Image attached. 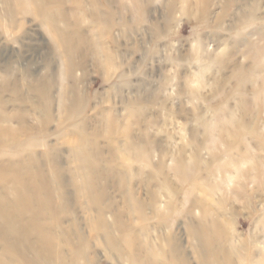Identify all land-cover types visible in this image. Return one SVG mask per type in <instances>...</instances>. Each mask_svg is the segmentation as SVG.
<instances>
[{"label": "rangeland", "instance_id": "obj_1", "mask_svg": "<svg viewBox=\"0 0 264 264\" xmlns=\"http://www.w3.org/2000/svg\"><path fill=\"white\" fill-rule=\"evenodd\" d=\"M61 2L67 24L80 27L79 52L68 55L35 16L6 13L17 26L11 27L13 39L8 40L10 30L1 21L0 77L9 79L15 73L18 79L6 86L2 98L5 111L25 115L32 128L42 115L33 109L37 99L30 88L48 84L50 119L44 121L46 133L35 134L47 141V149L35 151L48 172H53V163L45 159L46 152L57 158L69 196L65 224L73 227V234L79 228L83 238L92 240L95 264L121 262L102 240L93 242L88 213L77 202L73 174L78 163L71 151L81 135L97 158L96 172L110 207L107 221L119 217L140 247L164 248L165 264H203L189 228L207 209L234 237V245L227 246L233 247L232 264H262L264 0H96L105 17L106 10L110 13V30L103 37L94 22L93 0ZM5 7L0 0L3 16ZM196 43L202 46L201 61L194 57ZM217 58L222 64H211ZM242 68L256 76L254 83L242 85L240 99L235 73ZM239 101H251L249 112L240 114ZM69 108L81 110L72 116ZM231 112L240 114L256 135H249L240 147L212 145L216 154L207 145L206 132L213 121H224ZM128 144L149 153L151 167L126 160ZM179 159L197 161L196 183L176 177L173 162ZM154 170L162 173L161 181L174 198L152 178ZM253 176L259 184L252 182ZM245 177L246 188L241 190L237 183ZM52 180L56 182L53 173ZM135 201L143 205V213ZM113 228L120 238L118 226Z\"/></svg>", "mask_w": 264, "mask_h": 264}, {"label": "bare ground", "instance_id": "obj_2", "mask_svg": "<svg viewBox=\"0 0 264 264\" xmlns=\"http://www.w3.org/2000/svg\"><path fill=\"white\" fill-rule=\"evenodd\" d=\"M4 2L5 16L0 12V26L2 21L6 29L15 28L16 24L12 21L13 25H11V22L6 19L8 12L14 15H33L43 27L49 29V33L55 36L57 43L66 50L68 55H75L79 52L82 40L80 27L67 24L65 5L61 0H4ZM9 2L13 3L10 7ZM93 2L94 22L100 25L99 32L103 37L110 30V13L106 10L107 17H105L98 9L96 0ZM187 3L185 2V5ZM173 10V6L170 7V11L173 12ZM184 11L188 12L187 8H184ZM61 22L66 25L63 29L59 26ZM9 33L7 39H13L11 30ZM202 52V46L196 43L195 60H202ZM210 62L211 64H222V59H211ZM252 73L243 68L235 73L240 96L238 98L242 99L244 95L241 90L243 84L254 83L253 78L256 75ZM201 76L197 73V78L200 79ZM17 79L15 73L9 79L0 77V264H95V256L90 249L92 240L83 238L79 228H76V233L73 234L71 232L73 227L65 224L69 196L65 186L66 176L57 158L53 152H46L45 159L53 163V172H48L39 154L35 151L41 147L47 149V141L36 139L35 134L44 135L46 133L44 128L47 127L44 121L48 122L50 119L48 104L51 98L48 84L34 85L30 88V92L37 99L33 104V109L40 111L42 115V120L37 121L35 127L31 128L28 126L29 119L25 115H10L5 111L3 91L7 85L17 82ZM260 93L257 89L255 94L257 101L261 98ZM249 103L248 105L251 106V101ZM248 105L245 101H239L240 114L249 112ZM77 110L81 109L69 108L72 116L79 113ZM240 114L231 112L226 120L212 122L213 124L206 132L207 145L212 148H210L212 151L216 149L213 147L215 145H222L227 149L240 147L249 135H256L250 131L248 124L241 121ZM15 123L18 126H14ZM81 136L78 137L71 151L72 157L78 163L73 174L75 177L73 185L77 192L78 204L85 206L88 213L93 242L102 240L106 248L117 255L121 264H165L167 253L164 248L153 244H146L142 248L137 242V237L119 217L113 219L114 223L107 221L106 216L110 207L105 202L106 189L101 184V175L96 172L98 170L97 158L87 148V138ZM139 149L128 144L126 160L141 163L144 168L151 167L150 154L143 150L141 153ZM217 152L218 150L215 153ZM196 166V160L186 162L179 159L173 162L174 173L180 182L196 183L198 180ZM132 169L130 165L131 172ZM52 173L56 177V182L52 180ZM237 174L240 178L243 173L239 170ZM161 175L160 171L154 170L152 178L157 180L160 187L173 197L172 190L165 181H161ZM233 181L234 178H231L229 183ZM247 181L246 177L242 182L239 180L237 184L241 190L246 188ZM252 182L259 184L258 177L253 176ZM218 188L215 187V189ZM135 206L140 213H143L144 207L140 202L135 201ZM160 220L168 223L166 217H161ZM113 226H118L117 231L121 233L120 238L115 237ZM189 231L199 244L198 249L203 264H232L231 250L233 247L229 249L227 246L234 245L232 241L234 237L225 230L219 220L212 218L210 210L204 209L202 219L196 226L190 225ZM173 245L176 247L175 243ZM172 260L178 262L176 256H172ZM222 260L223 263H221ZM262 264H264V259Z\"/></svg>", "mask_w": 264, "mask_h": 264}]
</instances>
